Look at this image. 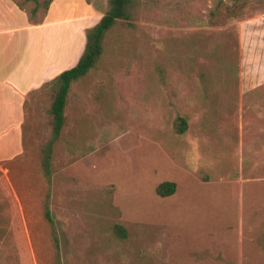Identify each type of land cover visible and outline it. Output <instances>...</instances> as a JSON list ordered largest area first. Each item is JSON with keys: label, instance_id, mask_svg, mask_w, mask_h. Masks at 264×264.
<instances>
[{"label": "rangeland", "instance_id": "rangeland-1", "mask_svg": "<svg viewBox=\"0 0 264 264\" xmlns=\"http://www.w3.org/2000/svg\"><path fill=\"white\" fill-rule=\"evenodd\" d=\"M13 1L50 13L58 51L0 134V264H57L54 235L61 264H264V0H131L70 88L49 180L54 81L107 0Z\"/></svg>", "mask_w": 264, "mask_h": 264}, {"label": "crops", "instance_id": "crops-1", "mask_svg": "<svg viewBox=\"0 0 264 264\" xmlns=\"http://www.w3.org/2000/svg\"><path fill=\"white\" fill-rule=\"evenodd\" d=\"M49 15L34 23L13 0H0V134H17L26 95L51 76L55 60L48 58L58 51L57 41L41 31ZM59 45L64 52L66 42ZM6 122L10 124L2 128Z\"/></svg>", "mask_w": 264, "mask_h": 264}, {"label": "trees", "instance_id": "trees-1", "mask_svg": "<svg viewBox=\"0 0 264 264\" xmlns=\"http://www.w3.org/2000/svg\"><path fill=\"white\" fill-rule=\"evenodd\" d=\"M26 2L34 3L35 7L38 5V0H25ZM247 1V0H243ZM50 2L43 4L45 10L48 9ZM131 0H107V10L100 18V20L85 32V42L81 55L77 62L70 68L62 71L55 79L56 91L53 101L50 104L48 114L50 115L51 122V135L50 139L41 149V169L44 176L49 180L51 179V161L53 154L54 144L60 139L65 125L66 117L64 115L67 107L68 94L73 83L79 81L86 76L88 72L93 69L98 58L102 53L103 40L105 34L118 22L124 21L126 24H131ZM178 133L182 134L186 130V121L179 118ZM175 184L173 182L160 183L155 192L161 198L170 197L175 192ZM45 218L50 220L49 207L47 203L44 207ZM115 229L123 233L125 232L120 226H115ZM55 246L56 263L61 264L59 244L55 235L53 236Z\"/></svg>", "mask_w": 264, "mask_h": 264}]
</instances>
